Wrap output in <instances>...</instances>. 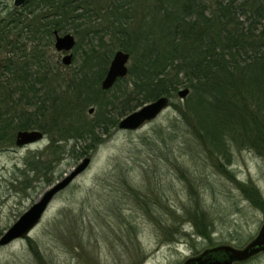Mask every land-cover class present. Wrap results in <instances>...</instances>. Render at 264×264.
<instances>
[{
	"label": "rangeland",
	"instance_id": "rangeland-1",
	"mask_svg": "<svg viewBox=\"0 0 264 264\" xmlns=\"http://www.w3.org/2000/svg\"><path fill=\"white\" fill-rule=\"evenodd\" d=\"M13 6V0H0V22L18 13ZM21 16L25 21V14ZM22 26L13 36L20 33L19 45L30 48L32 38ZM67 26L63 33H72L79 44L72 50V64H63L64 53L54 44L46 49V56L55 73L71 81L83 51L92 44L98 46L100 36L110 37L104 29L88 34L84 25L78 34L72 20ZM19 52L17 48L0 50L1 80L9 75V58L24 60ZM130 64L131 59L129 69ZM126 78L131 80L129 72ZM114 86L104 90L108 92L102 98L103 103L105 97L112 98L114 104L101 110L98 101L87 105L90 119L119 110L124 99H115L118 89ZM68 96L74 100L75 95ZM172 101L182 100L177 93ZM191 124L169 104L136 130L120 129L118 124L110 127L112 133L107 136L99 126L96 133L105 140L89 154L85 153L89 139L63 142L59 161H53L58 145L50 146L48 133L25 146L1 144L0 237L52 184L85 157L92 161L52 200L30 236L0 246V264H185L214 246L245 247L264 224V153L231 141L228 163L193 134ZM252 190L260 198L252 197ZM235 264H264V253Z\"/></svg>",
	"mask_w": 264,
	"mask_h": 264
},
{
	"label": "trees",
	"instance_id": "trees-1",
	"mask_svg": "<svg viewBox=\"0 0 264 264\" xmlns=\"http://www.w3.org/2000/svg\"><path fill=\"white\" fill-rule=\"evenodd\" d=\"M24 14L25 21L11 13L0 22V50L17 48L24 59L9 58V75L0 77V145L13 144L18 130L40 129L50 135V146L58 145L53 161L72 139H89V154L105 140L96 133L99 126L108 136L121 116L161 96L174 97L184 86L189 95L170 104L210 150L228 163L231 141L264 153V0H33ZM71 20L78 34L84 25L86 33L104 29L110 38L100 36L98 46L83 51L69 81L55 73L46 49ZM21 26L32 38L30 48L19 45L20 33L13 36ZM115 48L131 55V80L120 78L114 86L115 99L124 101L115 115L90 119V103L98 101L100 110L114 104L107 97L103 103L109 90L101 81ZM250 195L260 198L256 190Z\"/></svg>",
	"mask_w": 264,
	"mask_h": 264
},
{
	"label": "water",
	"instance_id": "water-1",
	"mask_svg": "<svg viewBox=\"0 0 264 264\" xmlns=\"http://www.w3.org/2000/svg\"><path fill=\"white\" fill-rule=\"evenodd\" d=\"M26 0H15V4L23 5ZM77 41L72 33L54 32V47L57 51L63 52L62 62L69 66L73 62L74 54L72 50ZM131 55L122 49L114 53L113 59L101 82L103 90L111 89L119 78L126 77L129 72ZM190 93L189 88L179 90L181 99H185ZM170 104V97L161 96L158 99L144 104L139 109L126 115L120 120L119 128L125 130H136L144 123L157 118ZM94 108L90 109V113ZM45 134L39 129H22L16 134L15 143L17 146H25L38 142L44 138ZM91 157H85L82 162L62 179L58 180L0 237V246H5L17 239L30 236L31 231L40 223L52 200L74 180L84 172L90 165ZM264 252V224L258 235L245 247L236 248L232 245H218L206 249L199 256L189 258L185 264H234L245 261L251 257Z\"/></svg>",
	"mask_w": 264,
	"mask_h": 264
},
{
	"label": "flooded vegetation",
	"instance_id": "flooded-vegetation-1",
	"mask_svg": "<svg viewBox=\"0 0 264 264\" xmlns=\"http://www.w3.org/2000/svg\"><path fill=\"white\" fill-rule=\"evenodd\" d=\"M33 0H26V2L23 4V5H20V6H18V5H16L15 4V0H13V3H14V6H13V8H14V12H18V13H20V14H24V13H26L27 12V10H28V5L32 2ZM256 256V255H255ZM254 257V256H253ZM253 257H251V258H253ZM250 258V259H251ZM249 260V259H248Z\"/></svg>",
	"mask_w": 264,
	"mask_h": 264
}]
</instances>
